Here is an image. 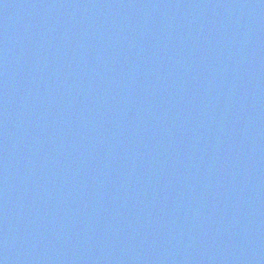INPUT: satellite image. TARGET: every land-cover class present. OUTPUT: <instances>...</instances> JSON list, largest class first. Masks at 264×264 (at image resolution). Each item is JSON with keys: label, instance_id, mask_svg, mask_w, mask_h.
I'll return each instance as SVG.
<instances>
[{"label": "water", "instance_id": "1", "mask_svg": "<svg viewBox=\"0 0 264 264\" xmlns=\"http://www.w3.org/2000/svg\"><path fill=\"white\" fill-rule=\"evenodd\" d=\"M0 264H264V0H0Z\"/></svg>", "mask_w": 264, "mask_h": 264}]
</instances>
